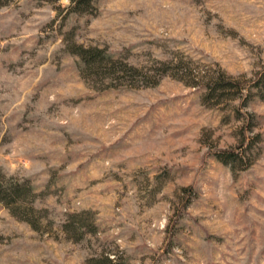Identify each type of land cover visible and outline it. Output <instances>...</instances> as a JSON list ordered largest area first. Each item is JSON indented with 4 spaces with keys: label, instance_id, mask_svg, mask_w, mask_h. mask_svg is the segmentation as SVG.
<instances>
[{
    "label": "rangeland",
    "instance_id": "obj_1",
    "mask_svg": "<svg viewBox=\"0 0 264 264\" xmlns=\"http://www.w3.org/2000/svg\"><path fill=\"white\" fill-rule=\"evenodd\" d=\"M219 72L246 84L216 103ZM263 72L264 0H0V264H264Z\"/></svg>",
    "mask_w": 264,
    "mask_h": 264
},
{
    "label": "trees",
    "instance_id": "obj_2",
    "mask_svg": "<svg viewBox=\"0 0 264 264\" xmlns=\"http://www.w3.org/2000/svg\"><path fill=\"white\" fill-rule=\"evenodd\" d=\"M89 1V0H81ZM74 54L78 55L81 59V64L88 69L89 72H94L100 79H105L110 82L108 87L116 88L120 85L131 84L135 87L153 86L158 82L157 77L145 73L142 69L128 63L123 59H118L113 53H110L107 48L101 47H86L84 45H76ZM165 65V64H164ZM175 69L185 71L180 63L175 64ZM168 71H166L167 73ZM153 78L155 81H153ZM246 83L233 80L225 75L223 72H219L216 76H211L206 79V97L207 100H214L216 103H220L225 95L231 90L240 94ZM196 86V85H194ZM264 97V72L260 73L255 81V85ZM247 138L245 137L242 145L245 146ZM225 157L223 162L225 164H232L236 162L240 153L235 149H229L224 151ZM22 185L19 183L6 184V182L0 181V201L7 207L11 202H19L22 199ZM187 206V203L184 204ZM79 216V215H76ZM26 219V218H25ZM30 222V219H26ZM32 224V223H31ZM34 226V225H33ZM69 225L67 224L66 227ZM91 264H121L116 262L113 258L106 255L101 258H96L91 261Z\"/></svg>",
    "mask_w": 264,
    "mask_h": 264
}]
</instances>
